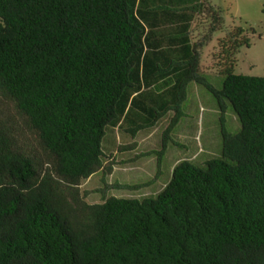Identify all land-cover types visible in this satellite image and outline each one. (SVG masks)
I'll use <instances>...</instances> for the list:
<instances>
[{"label":"trees","instance_id":"16d2710c","mask_svg":"<svg viewBox=\"0 0 264 264\" xmlns=\"http://www.w3.org/2000/svg\"><path fill=\"white\" fill-rule=\"evenodd\" d=\"M202 10L210 35L192 43L190 13ZM212 10L208 0H0V95L43 153L0 125V264H264V77L234 73L248 43L238 35L220 41L221 88L200 72L219 26ZM190 83L240 122L235 134L221 125L220 157L178 162L154 197L84 202L77 187L101 168L106 130L135 135L172 113L168 139Z\"/></svg>","mask_w":264,"mask_h":264},{"label":"rangeland","instance_id":"374dc122","mask_svg":"<svg viewBox=\"0 0 264 264\" xmlns=\"http://www.w3.org/2000/svg\"><path fill=\"white\" fill-rule=\"evenodd\" d=\"M263 1L208 0L213 15L219 16L216 18L219 26L200 49L199 69L216 89L221 88V73L226 65L220 44L227 40L229 45L230 37L231 40L234 36L236 40L238 36L248 40L247 45L238 47L234 55V73L264 77ZM210 26L199 28L193 38L203 41L210 35ZM182 110L185 116L166 140L163 131L172 113L152 128L135 135L125 132L122 127L108 128L102 141V166L80 182L77 187L79 197L87 204L101 203L109 197H154L170 180L178 162L185 160L202 167L206 161L220 157L221 125L230 134L240 130L232 107L225 102L221 112L214 97L195 83L187 86ZM0 125L9 131L18 147L35 155L43 154L35 133L27 127L11 100L1 95Z\"/></svg>","mask_w":264,"mask_h":264},{"label":"crops","instance_id":"0c3cea01","mask_svg":"<svg viewBox=\"0 0 264 264\" xmlns=\"http://www.w3.org/2000/svg\"><path fill=\"white\" fill-rule=\"evenodd\" d=\"M190 1L191 3L195 2V0H190ZM215 18H219V16L216 15ZM152 20L158 23H162L166 21V19L163 16L161 17L159 15H157V17L153 18ZM211 21H212L211 16L210 15L204 16L203 10L198 14L190 13V38L192 43L196 42V40L193 37L199 33V28L201 29L205 26H210Z\"/></svg>","mask_w":264,"mask_h":264}]
</instances>
